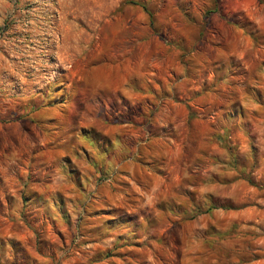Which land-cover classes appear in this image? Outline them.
Returning <instances> with one entry per match:
<instances>
[{
  "label": "rangeland",
  "instance_id": "rangeland-1",
  "mask_svg": "<svg viewBox=\"0 0 264 264\" xmlns=\"http://www.w3.org/2000/svg\"><path fill=\"white\" fill-rule=\"evenodd\" d=\"M0 264H264V0H0Z\"/></svg>",
  "mask_w": 264,
  "mask_h": 264
},
{
  "label": "trees",
  "instance_id": "trees-1",
  "mask_svg": "<svg viewBox=\"0 0 264 264\" xmlns=\"http://www.w3.org/2000/svg\"><path fill=\"white\" fill-rule=\"evenodd\" d=\"M130 3H134V4H136V2H130Z\"/></svg>",
  "mask_w": 264,
  "mask_h": 264
}]
</instances>
